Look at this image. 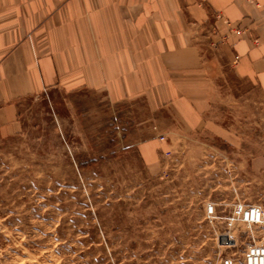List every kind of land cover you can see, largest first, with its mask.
Listing matches in <instances>:
<instances>
[{
	"label": "rangeland",
	"instance_id": "1",
	"mask_svg": "<svg viewBox=\"0 0 264 264\" xmlns=\"http://www.w3.org/2000/svg\"><path fill=\"white\" fill-rule=\"evenodd\" d=\"M218 64L194 131L146 97L23 100L0 136V264H243L264 235L234 214L264 212V89Z\"/></svg>",
	"mask_w": 264,
	"mask_h": 264
},
{
	"label": "crops",
	"instance_id": "2",
	"mask_svg": "<svg viewBox=\"0 0 264 264\" xmlns=\"http://www.w3.org/2000/svg\"><path fill=\"white\" fill-rule=\"evenodd\" d=\"M220 60L264 89V0H0V136L53 89L174 105L194 131Z\"/></svg>",
	"mask_w": 264,
	"mask_h": 264
},
{
	"label": "built area",
	"instance_id": "3",
	"mask_svg": "<svg viewBox=\"0 0 264 264\" xmlns=\"http://www.w3.org/2000/svg\"><path fill=\"white\" fill-rule=\"evenodd\" d=\"M164 140V137L161 138ZM214 207L209 206V214L214 213ZM234 214L241 220L249 224H261L264 223V212L258 206L244 207L238 204L234 209ZM243 264H264V235L262 236L258 244L251 245L246 249ZM223 264H238L233 258H225Z\"/></svg>",
	"mask_w": 264,
	"mask_h": 264
}]
</instances>
